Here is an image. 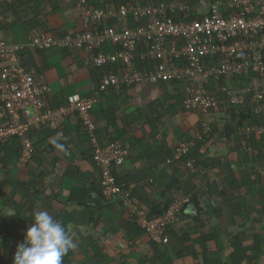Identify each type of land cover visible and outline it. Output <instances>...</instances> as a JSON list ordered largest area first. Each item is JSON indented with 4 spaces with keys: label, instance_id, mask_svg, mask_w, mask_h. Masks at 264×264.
I'll return each instance as SVG.
<instances>
[{
    "label": "crops",
    "instance_id": "obj_1",
    "mask_svg": "<svg viewBox=\"0 0 264 264\" xmlns=\"http://www.w3.org/2000/svg\"><path fill=\"white\" fill-rule=\"evenodd\" d=\"M14 1L0 0V41L25 46L23 65L38 84L48 88L49 105L59 108L71 95L97 99L92 110L97 144L100 147L117 144L128 150L124 164L116 168L120 185L139 200H146L143 207L150 216L161 215L171 202L180 204L181 219L165 242L162 240L161 249L172 256L184 248H190L191 252H183V257L174 264H204L201 247L193 245V241L205 235L212 236L208 244L210 260L222 264L232 252L231 240L237 233H241L247 256L243 264H264V185H257L253 179L264 177V165L253 164L250 157L246 161L244 153L252 156V151L239 142L235 133L237 124L229 122L232 118L227 119L228 107L207 116L188 113L181 105L182 88L173 84L146 82L124 92L112 89L98 92L100 73L87 62L84 53L53 48L33 50L29 46L32 34L42 32V22L44 32L55 39L83 31L78 0H31L27 8H31L33 15L18 12L12 5ZM186 1L203 12L213 3V0ZM87 2L95 7L103 5V0ZM113 110L117 122L109 125L105 115ZM123 120L130 126L126 127ZM200 120L210 124L214 139L200 151L205 166H197L190 174L176 160L175 150L181 142H195ZM78 121L77 117L66 120L63 137L42 128L31 132L38 151L35 164L41 166L35 172H30L32 164L21 167L15 163L18 147L7 143L8 150L3 155L14 152L12 168L0 173V193L9 194L14 206L5 209V217L18 211L29 218L37 210L50 206L59 213L58 219L77 245L67 254L72 264H138L149 252V240L145 236L127 240L124 231L129 218L125 210L110 212L106 202L96 194L100 177L92 160L94 149L86 129H81ZM53 140L62 144L64 150H58ZM41 174L44 179L51 178L43 192L33 186ZM232 175L239 183L235 193L230 188ZM91 188L96 192H91L85 204L69 201L73 191ZM18 205L24 209H18ZM230 205L233 220L220 224L215 214ZM84 206L97 211L94 215L99 220L97 226L85 224ZM239 207L245 218L236 215ZM8 212L12 214L7 215ZM16 225H10L3 246L17 247L23 242L26 230L21 222ZM14 226L17 233H13ZM187 235V243L179 244L178 240ZM254 235L261 239L258 254L252 249ZM100 250L105 258L97 263L94 254Z\"/></svg>",
    "mask_w": 264,
    "mask_h": 264
},
{
    "label": "built area",
    "instance_id": "obj_2",
    "mask_svg": "<svg viewBox=\"0 0 264 264\" xmlns=\"http://www.w3.org/2000/svg\"><path fill=\"white\" fill-rule=\"evenodd\" d=\"M116 1L103 0L95 7L78 0L84 30L62 39L35 37L30 48L77 50L94 68L119 66L115 73L102 76L99 92L146 82L176 83L188 113L207 116L225 106L250 107L252 116L262 122L245 118L236 123L237 136L264 137V0H216L205 12L186 0H129L119 7ZM25 50L23 45L0 41V146L16 141L18 163L25 167L35 152L33 130L48 129L63 137L66 120L77 117L94 149L102 195L118 200L151 241L162 242L166 229L181 219L180 204H171L157 216L134 205L130 191L114 176L128 150L117 144L100 147L93 135L96 125L91 113L97 99L71 95L59 108L51 107L48 88L23 65ZM202 128L207 133L210 124L203 121ZM193 145L179 143L176 160L186 157ZM187 167L193 169V162Z\"/></svg>",
    "mask_w": 264,
    "mask_h": 264
},
{
    "label": "trees",
    "instance_id": "obj_3",
    "mask_svg": "<svg viewBox=\"0 0 264 264\" xmlns=\"http://www.w3.org/2000/svg\"><path fill=\"white\" fill-rule=\"evenodd\" d=\"M127 2H129V0H117L115 2V4L117 7H119L120 5H124ZM213 2H215V1L213 0ZM30 3H31V0H20V1L15 0L12 5L20 13L25 14V11H26V13L32 14L30 12L31 8H27V6ZM44 26H45V24H44V22H42V26H41L42 32L33 33L32 38L41 37V36H49V32H44L45 31ZM209 62H210L209 59L205 60L206 64H209ZM142 66L143 65L141 64L140 67H142ZM118 67L119 66H110L107 69L106 68L105 69L104 68H95V69L99 71L100 79H101L102 76L106 73H115L117 71ZM209 83L212 84L211 82H209ZM209 83L206 86V88L208 90L211 88ZM98 85H99V83H98ZM173 85H178V84L174 83ZM130 87L131 86H127V85L117 86V87L109 88L107 91L112 89V90H120L121 92H124V89L130 88ZM65 100H66V98H65ZM64 103H65V101L63 102V104ZM181 105H182V100H181ZM226 107L227 106H225V108ZM252 114H253V112H252L250 107L245 106L244 108L236 109V108L229 106L228 112L226 115H227V119L232 118V120L230 119L229 122L231 121V123H234V124H236V123L238 124V122L244 120L245 118H249V120H251L253 122H257V123L262 122L261 120H258L255 117H253ZM91 118H92L93 122L95 123L93 111L91 113ZM105 119H106L107 123H109V125H111V123L112 124L116 123L117 118L115 116L114 110L113 111H107V113L105 115ZM123 122L125 123V125H127L126 127H129L130 126L129 124H131V123L128 124L127 121H125V120H123ZM201 122H202V120H200V122L198 124V129H197L199 136L197 138H195V140H194L195 142L193 143L194 144L193 147L189 150L186 157H182V158L178 159V162H180V163L182 162L184 164V167L187 169L188 173H190V174L192 173V171L195 168H197V166L198 167L200 165L205 166V164H204L205 161L203 158L204 156L200 154V151L203 147H207L208 144H210V142H212V140L214 139L213 130H210L209 132L204 133L203 128L201 126ZM78 123H79V127H81V129H84L82 126V123L80 121H78ZM235 133H236V131H235ZM236 135H237V133H236ZM238 140H239V142H242V143L244 142V144H246L245 146L248 147L250 149V151H252V156L244 153L246 161H249L248 158L250 157L253 164L255 163V165H257V164H259V165L263 164L264 165V153H263L264 137H262V138H254V137L248 138L247 137V138H239ZM114 141H115V139H113V140L110 139V142H114ZM11 144H13V146L16 147L17 142L12 141ZM6 145H7V143L0 146V173L5 172V170L8 171L12 168L11 159H12V155L14 152L10 151L12 153L3 155V153H6L5 151L8 150L6 148ZM17 150L18 151L15 152V155H17V158H18V156H19L18 153H20L19 148ZM254 151L257 153L254 154ZM37 152L38 151L36 149L35 155L32 159V165L29 167L30 172H35V171L39 170L41 167L40 165L36 166V164H35V160L38 159ZM190 162H193V164H194V167L191 170L188 169V167H187V165ZM15 163H18V160ZM114 176L116 178V182L118 184H121L120 183L121 181H119V179H117L116 170L114 172ZM254 177L255 178H253V179L256 181L257 185H259V186L264 185V177H261V176H254ZM44 178H45V175L41 174L40 176L36 177V180L33 183V186L36 187L41 192L46 190L48 184L51 182V178H49V179H44ZM230 188H231V191L233 193H235V191L239 188L238 180L234 175H232V178H231ZM94 191L96 192V190H94V188L93 189L91 188L87 191L86 190L73 191L70 195L69 201L72 203H75V204L78 203L80 205H83L90 198L91 192H94ZM96 194L100 198H102L104 200V202H106V205H107L106 208L110 212H116L118 210L123 211L124 208L122 207V204L118 200H115L113 198H106L102 195L101 190H100V185H99V190L96 192ZM131 200H132V203L134 205H136L140 209H143L149 215L147 210L143 207L144 203H146V200L145 201H142V199L139 200L135 196V194H131ZM171 204H173V203L172 202L169 203L168 206H170ZM10 205L14 206V202H13L12 197H10L9 194H5L4 192H1L0 193V264H12V257L15 253V250H16V246H13V245H7L6 247L3 246L2 240L6 236V233L11 229V228H9L10 225L12 227V225H16L17 222H21L24 226V229L27 230L33 222L32 217L34 215L32 217L26 218V217L22 216V214L18 211L14 216L5 217V209L8 208ZM84 207H86V206H84ZM230 207H231V205L223 208L222 211L215 214V216H216V218L220 224L228 223L229 221L233 220L234 216L230 215L232 213ZM17 208L18 209H21V208L24 209V206L18 205ZM37 211H47L50 215L53 216V218L55 220H58V222L61 223V221L58 219L59 217L57 216L59 213L54 208H52L50 206H45L42 209L37 210ZM238 212L239 213H236V215L238 217L243 218L245 213L242 211V208L239 207ZM96 213H97V211L93 208H87V207L84 208L83 219H84L86 225H92L94 227L98 225L99 220L95 219V216H94ZM126 214L128 215L129 223H128L127 228L124 231L125 238L127 240H130L131 238L142 237V236H145L146 238H148L145 231L143 229H141L139 227V225L135 222L134 217L132 215L128 214L127 212H126ZM16 226L13 227V233L18 232V228H16ZM174 226L175 225H173L172 227H168L166 229V231L163 235V241L166 240L167 237L170 236L171 232H173ZM188 237L189 236L187 235V237L184 240H178V243L181 245H184L185 243H187ZM148 240H149V245H148L149 252L144 257L143 260H140L138 262V264H174V261L181 259L185 252H187V251L191 252L190 248H184L181 250V252H178L175 256H172V255H170V253H167L166 250L161 249V246L164 245L162 243H164L165 241L164 242L162 241L160 243H156L154 241H151L149 238H148ZM211 240H212V236L205 235V236H199L197 239H195L193 241V243H194L193 245H200V247H201V250H202L201 258H202V261L204 264H216L210 260L209 254H208L209 253L208 244ZM260 243H261V239L259 238V236L254 235L253 236L252 249H253V252L255 254H258L260 252ZM231 248H232L231 254L226 258V260L222 264H243L246 261L247 256H246V252H245V249L243 247L242 240H241V233H237L232 237ZM103 255L104 254H102L101 250L97 251L94 254L95 261L97 263H102L101 261L105 258ZM193 255H194V257H196L195 254H193ZM63 264H72V260L69 259L68 255H66L63 258Z\"/></svg>",
    "mask_w": 264,
    "mask_h": 264
},
{
    "label": "clouds",
    "instance_id": "obj_4",
    "mask_svg": "<svg viewBox=\"0 0 264 264\" xmlns=\"http://www.w3.org/2000/svg\"><path fill=\"white\" fill-rule=\"evenodd\" d=\"M52 143L58 150H64L62 144L55 140ZM116 168L118 167L114 168V172ZM10 214L12 213H7ZM32 220L31 226L24 233L23 242L16 247L12 264H63V258L77 247L72 236L47 211H37Z\"/></svg>",
    "mask_w": 264,
    "mask_h": 264
},
{
    "label": "water",
    "instance_id": "obj_5",
    "mask_svg": "<svg viewBox=\"0 0 264 264\" xmlns=\"http://www.w3.org/2000/svg\"><path fill=\"white\" fill-rule=\"evenodd\" d=\"M165 210H166V208H165ZM163 213H164V212H163ZM160 214H162V212H161Z\"/></svg>",
    "mask_w": 264,
    "mask_h": 264
}]
</instances>
